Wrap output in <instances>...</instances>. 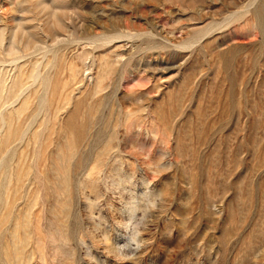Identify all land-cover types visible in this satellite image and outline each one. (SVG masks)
Here are the masks:
<instances>
[{"label":"rangeland","instance_id":"rangeland-1","mask_svg":"<svg viewBox=\"0 0 264 264\" xmlns=\"http://www.w3.org/2000/svg\"><path fill=\"white\" fill-rule=\"evenodd\" d=\"M0 38V264H264V0H0Z\"/></svg>","mask_w":264,"mask_h":264},{"label":"bare ground","instance_id":"bare-ground-1","mask_svg":"<svg viewBox=\"0 0 264 264\" xmlns=\"http://www.w3.org/2000/svg\"><path fill=\"white\" fill-rule=\"evenodd\" d=\"M0 40H2V38H0ZM29 42H30V41L27 40V41L25 42V44L28 45ZM30 43H31V42H30ZM21 49H22V48H21ZM12 50H14V47H13L12 45H10L9 48H8V51H12ZM8 51H7V52H8Z\"/></svg>","mask_w":264,"mask_h":264}]
</instances>
